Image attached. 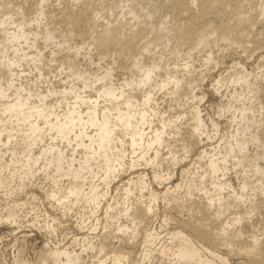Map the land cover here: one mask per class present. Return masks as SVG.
Returning <instances> with one entry per match:
<instances>
[{"label":"rangeland","instance_id":"rangeland-1","mask_svg":"<svg viewBox=\"0 0 264 264\" xmlns=\"http://www.w3.org/2000/svg\"><path fill=\"white\" fill-rule=\"evenodd\" d=\"M38 1L0 0V5L5 2L23 4L29 18L54 29L58 39L68 40L66 44L83 48L76 57L73 48L63 50L52 44L44 47L47 59L56 57V62H51V65L45 59L50 66L43 67L46 75L42 80H38L31 64L25 63L23 69L18 68L25 71L21 77L23 80L20 78L18 83L34 82L35 89L41 88L42 91L50 82L62 88L65 85L60 80L70 74L69 70L59 67L63 62L64 67L72 64L78 72L88 70L101 74L109 68L113 81L120 83L138 74L133 65L135 60L149 67L155 61L161 66L160 74H164V69H170L181 83L177 88L169 85L166 89L152 91L155 100L151 102L150 109L157 112L152 120L153 126L161 128L159 121L169 122L179 115L185 116L177 119L173 127H167L163 134L165 142L159 147L163 165H158L159 168L140 162L135 169L121 171L111 182L109 194L95 215L84 203L70 205L68 209L47 197L50 187L61 190L73 182L62 173L58 175L54 166L44 171L37 165L38 169L34 168L31 175L19 169L17 176L12 177L10 171L14 166L10 153L6 152L0 162L6 168L0 176L7 178L9 186L14 189L0 187V264H17L16 257L34 262L40 251L54 246L74 250L83 257V264H94V251L83 252L81 242L95 241L103 233V226L116 229L118 218L119 223L132 226L133 209L136 203L147 202L148 192L141 194L134 189L126 203L121 195L128 181H134L139 173L146 174L147 181L153 183L151 187L159 197L156 204L158 212L150 214L139 224L136 242L122 241V249L131 256L127 264H155L156 260L152 258L142 263L147 235L158 233V239L150 246L159 252L170 246L169 232L179 230H183L197 245L208 249L210 253L205 251L204 257L210 260L209 264H264L259 262L260 257L264 259L263 245L253 253L247 251L253 244V238L264 244V23H260L264 16V0H45L44 15L37 19ZM202 4L209 5L208 16L200 15ZM95 12L100 13L98 18L94 16ZM242 19H245V24L235 26ZM36 21L32 22V27ZM108 21L122 28L123 34L117 36L120 45L110 44L108 49L101 45L98 49L89 48L91 36ZM162 21L164 29L159 30L158 25ZM145 45H149L151 51L143 50ZM51 51L55 56H51ZM210 52L212 59L205 63L204 58ZM188 65L190 67L186 71ZM219 79L221 81L217 85ZM218 87V92H215ZM194 94L198 97L204 95L202 102L197 103L205 122L200 131L194 130L196 122L191 113L193 105H196L193 103ZM136 95L141 96V93L137 91ZM43 146L40 144L35 152ZM125 149L129 151L128 146ZM16 150L20 152L19 147ZM67 150L70 155V148ZM209 155L215 156V170H220L216 177L231 184L236 193L234 195L228 188L221 191L222 205L216 201L218 192L211 189L214 177L208 167ZM15 157L19 160L16 167L20 168V159L24 161L25 158L21 153H16ZM125 162L127 166L130 164V156ZM66 168L63 166V171H67ZM96 171L81 173L86 178V188L93 182L102 185L95 176ZM154 172L165 178L171 175V178L159 185L153 179ZM55 179L58 185L54 184ZM19 183L25 184L23 189L19 188ZM243 184L246 185L244 188ZM131 186L134 187V183ZM167 188L170 190L164 196L162 193ZM12 191L14 193H10ZM240 196L243 200L237 198ZM210 198L214 201L211 202ZM23 202L26 204L16 209V223L3 220L10 204ZM108 204L115 205L117 209L105 212ZM124 207L131 208L132 217L127 218L123 212L120 213ZM237 216L243 219L240 223L234 222L235 225L233 221ZM97 218L101 225L97 230H91ZM48 225L55 228L54 233L49 232L51 229L46 231L42 228ZM223 230L239 235L234 238V246L241 247L240 251L244 253H228L229 242L220 237ZM209 233L217 236L216 243L207 237ZM215 254L228 256V263L221 262ZM159 260V264L168 262L166 255Z\"/></svg>","mask_w":264,"mask_h":264},{"label":"bare ground","instance_id":"bare-ground-1","mask_svg":"<svg viewBox=\"0 0 264 264\" xmlns=\"http://www.w3.org/2000/svg\"><path fill=\"white\" fill-rule=\"evenodd\" d=\"M11 3L5 2V4H2L3 6L0 5V162L3 159L2 156L9 152L11 164L14 166L12 171H10L12 177L17 176L19 169L25 170L26 175H31L33 173L32 170L37 165H40L38 168L44 171L48 167L54 166L58 175L62 173L61 175L68 176L73 182L61 190L50 187L51 189L49 188L46 193L47 197L57 201L59 206H64L68 209L71 208L70 205L84 203L90 208L91 213L95 215L102 201L109 194L111 182L119 176L121 171L133 169L141 163L152 167L163 165L161 152L159 151V147L165 142L163 134L167 127H173L176 123L175 121L183 118L185 114L179 115L177 119L169 122L159 121L161 128L153 126L152 120L156 117L157 112L154 109H150L151 102L155 100V94L152 91L166 89L169 85L177 88L181 83V79L172 73L170 69H164V74H160L161 66L155 61L152 63V67H149L135 60L133 65L138 74L120 83L113 81L112 70L109 68H106L101 74L92 73L88 70V72H78L72 67V64L64 67V62L60 63L61 66L59 67L69 70L70 74L66 75L64 80H60L65 85L62 88L56 87L50 81L48 82L51 84L49 83L46 87L47 89L43 91L41 88V91L39 88L35 89L34 86L36 85L33 84L34 82L26 85L18 83V80L25 72L18 68L22 67L23 69L25 63L31 64V68L36 71L34 73H36L38 80H42L45 74L44 68L47 67L45 65H48L47 62L50 61L49 64L53 61L56 62V57L47 59L43 51L44 47L52 44L61 49L63 48V50L73 48L72 52L76 57L81 54L83 47L66 44L68 40L64 38L58 39L59 36L54 29L42 26V24L39 25L41 22L29 18L23 4L12 5ZM44 3L45 0L38 1L39 13L37 14V19L44 15ZM99 14V12H95L94 16L98 18ZM200 15L204 17L209 15V5L202 4ZM33 21H36V27H32L34 25ZM239 21L235 26L245 24V19ZM260 21V23H264V16H262ZM107 23L106 26L91 36L89 48L98 49V46L101 45L104 46L103 48L108 49L110 44L120 45L121 41L118 40L117 36L118 34H123L122 28L114 26L113 22L108 21ZM163 24L164 21L158 25L159 30L164 29ZM41 40L43 45L40 43L42 42ZM148 46L145 45L143 50L151 51ZM53 53L51 51V56L55 54ZM45 59H47V62H45ZM211 59L212 53L210 52L204 58V61L208 63ZM189 67V65L185 67L186 71L189 70ZM48 68L50 69V67ZM74 80L77 82H74ZM220 81V79L217 81V85ZM215 89V92H218L219 87ZM134 91L141 93V96L136 95ZM203 96L193 95V103L196 105H193L191 113L194 122H196L194 127L196 131L203 130V127H205L201 108L197 105V103L202 102ZM213 125L216 126L215 121H213ZM40 144L44 145L43 149L35 152V148L39 147ZM126 146H128V152L125 149ZM16 147H19L20 152L16 150ZM65 147L70 148V155L67 154L68 150ZM16 153H21L25 158L24 161L20 159V168L16 167L19 164L18 158L15 157ZM75 153H78L79 156ZM129 156L130 164L127 166L125 159ZM214 157V155H209L207 158L208 167L212 169L214 177L211 182V189L214 192H218L216 201L219 205H222L223 200L219 196L221 191L228 188L234 195L236 193H234L231 184L216 177L220 170H215L217 165ZM173 161H175V158H173ZM63 166L67 167V171H63ZM5 168V164L0 165V173ZM95 170H97L95 176L98 177L102 185L93 182L86 188V178L81 173L85 171L93 173ZM146 177L144 173L136 175L134 181H128V186L125 185L124 192L121 195L126 200V203L130 200L134 189H137L141 194H144V191L148 192L147 202H138L136 203L137 206L134 209L132 208L133 212L135 211L134 216L130 212L131 206L120 210V213L123 212V215L127 218L133 216L132 218L135 222L131 221L132 226L119 223L120 218L115 216L118 218L116 229L113 230L110 226H103V233L95 241L81 242V250L83 252L87 250L94 251L92 256V258L94 257V264H127L131 256L122 249V241L127 243L136 242L134 239L136 234L139 233V224L149 217L150 214H155L157 211L156 204L159 197L156 196L155 191L151 187L153 183L148 182ZM170 178L171 175L165 178L160 173L154 172L153 174L154 181L159 185H162L163 181H168ZM78 180H82V182L79 183ZM132 183H134V187L131 186ZM54 184L58 185L56 179ZM9 185L8 179L0 176V187H7L8 189L5 188V190L14 189ZM19 186V188L23 189L25 184L19 183ZM245 186L243 184L242 188ZM169 190L170 188H167L162 194L165 196ZM13 191L10 193H14ZM237 198L243 200V196ZM210 201L212 202L214 199L210 198ZM25 204L26 202L10 204L4 213L3 220L16 223L18 221L16 209ZM114 206L113 204H108L105 212L115 211L117 208ZM129 213H131V216ZM242 219V216H237L233 223H240ZM99 221L100 219L97 218L96 223H93L92 226L90 225L91 230L95 231L98 229ZM45 223H48V221ZM49 225L48 227L42 226V228L46 229V231L51 229L49 232L54 233L55 228L52 225V227H49ZM229 226L231 227L232 225L229 224ZM220 235L221 239L225 238L229 242L228 253L237 255L244 253L240 251L241 247L237 248L234 246V238H238L239 235H233L224 230ZM158 237L156 231L147 235L144 243L148 246H145L142 254V263L144 260L152 258L156 260L155 264H159V259L166 255L168 258L166 264H186L189 262L209 264L210 260L204 257V254H206L204 252L208 251V249L193 242L191 238H188L183 233V230L169 232L168 239H171V244L170 246H165L159 252L158 249H153L150 246ZM207 237L211 238L213 243L217 242V236L209 233ZM75 241L74 243L76 244ZM260 245L264 246L263 243L260 244L256 238H253V244L247 251L253 253ZM245 248L244 250H246ZM158 253L161 255L159 256ZM215 256L221 262L228 263V256L218 254H215ZM16 258L18 259L17 264H83L82 261L84 260H82L83 257H81L80 253L68 248L61 249L58 246L43 249L39 252L38 259L34 262L21 257ZM262 261L264 262V259L260 257L259 262Z\"/></svg>","mask_w":264,"mask_h":264}]
</instances>
